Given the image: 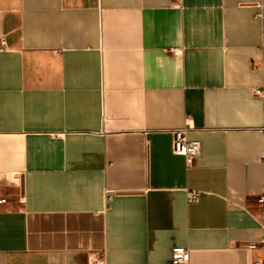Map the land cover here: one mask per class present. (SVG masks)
<instances>
[{
	"label": "crops",
	"instance_id": "crops-1",
	"mask_svg": "<svg viewBox=\"0 0 264 264\" xmlns=\"http://www.w3.org/2000/svg\"><path fill=\"white\" fill-rule=\"evenodd\" d=\"M260 13L0 0V264H171L175 248L189 264L264 261ZM177 128L200 143L190 166Z\"/></svg>",
	"mask_w": 264,
	"mask_h": 264
},
{
	"label": "built area",
	"instance_id": "built-area-1",
	"mask_svg": "<svg viewBox=\"0 0 264 264\" xmlns=\"http://www.w3.org/2000/svg\"><path fill=\"white\" fill-rule=\"evenodd\" d=\"M177 4H181L182 0H175ZM260 16L264 18V14L260 13ZM262 32L264 35V22L262 25ZM260 51L263 54L262 63L264 64V42L259 46ZM254 68H258V66H254ZM263 93L262 88H255L254 94L261 95ZM261 129L264 131V117L263 124ZM172 151L175 154L181 155L184 157L185 162L188 166L192 165L195 158L200 153V143L198 141L189 140L186 135L185 128H177L172 130ZM1 182V180H0ZM200 192L197 190H187L186 197L188 202H196L198 200ZM7 198L1 192V184H0V205L7 203ZM255 209L256 215L255 219L260 226L264 228V190L261 194L256 196L255 198ZM264 246V241L261 243ZM257 246L256 243H248V248H255ZM87 264H107V261L104 257L101 258H90ZM171 264H189V251L187 248H175L172 251V260ZM258 264H264V261L259 262Z\"/></svg>",
	"mask_w": 264,
	"mask_h": 264
}]
</instances>
